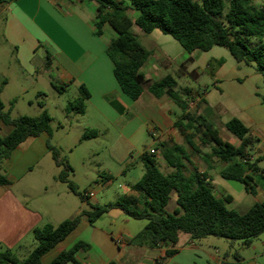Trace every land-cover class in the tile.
I'll return each mask as SVG.
<instances>
[{
	"label": "crops",
	"instance_id": "crops-1",
	"mask_svg": "<svg viewBox=\"0 0 264 264\" xmlns=\"http://www.w3.org/2000/svg\"><path fill=\"white\" fill-rule=\"evenodd\" d=\"M96 15L97 4L87 0H16L0 5L3 38L6 46L13 49L15 64L20 69V73L13 76L0 72L2 101L5 109L8 104L7 111L13 117H37L41 114L39 102L46 101L48 97V92L42 89L43 83L53 92H65L73 87L78 92L77 98L82 95L83 87L88 93L85 113L78 115L81 119H76L74 116L77 114L69 113L66 106L63 111L67 121L58 122L57 130H66L71 124L68 120L73 119L78 122L81 137L87 131L97 133L96 137L85 141L110 137L112 155L120 164L127 162L129 156L135 153L142 159L147 148L140 152L137 139L145 133L154 141L153 148L147 151L161 155L160 144L184 145V138L175 126L183 115L182 111L179 113L176 104L167 96L158 98L150 90L154 83L171 75L179 87L189 88L196 97L197 113L204 112L209 106L214 110V120L221 119L225 114L238 118L260 139L259 145H264V136L259 137L264 126L262 109L251 98L245 103L241 90L246 82L262 76L254 66L237 63L227 49L219 46L207 52L188 53L170 35L158 30L146 34L133 26V34L151 52V56L140 70L143 93L138 100L131 101L121 91L114 76V63L107 54V47L117 34L106 24L103 35L97 36ZM42 50L45 58L41 55ZM204 76L211 79V88L203 84ZM251 93L258 95L256 90ZM41 94L45 96L40 98ZM200 100L206 104L199 105ZM22 104L27 112L20 113L19 109H24ZM53 121L52 117V124ZM52 124L51 137L44 132L38 137L28 138L12 152L4 166L9 185H0V252L9 250L20 260L25 259L34 248L33 231L36 228L46 224L57 226L83 211H93V192H84L93 196L81 201L80 205H71L69 196L73 193L58 185L61 184L57 180L61 168L48 150V141L61 151L63 148L56 140ZM10 130L0 122L1 136L7 135ZM239 143L238 140L233 145L238 146ZM261 156L264 155L253 154L252 161ZM189 158L190 162L185 161L186 169L188 164H194L193 157ZM158 166L167 168L165 173L172 172L166 163ZM225 167L226 164L215 161L209 169L202 161L193 166L191 172L196 169L204 174L217 198L224 200L230 197V201L225 202L229 208L234 198L218 193L216 180L212 177V171L217 169L221 178L218 183L230 186L226 181L231 180L222 178L220 174ZM254 178L256 195L248 193L240 183L242 188L239 192L245 194L244 201L251 205L249 210L257 203L264 204V176L254 175ZM103 180L108 183L112 176L108 175ZM111 214V211L105 214L109 217L105 225L99 223L104 215L93 225L83 219L68 238L43 257V264H49L59 253L79 241L91 246L89 250L77 253L76 258L81 264H220L224 255L231 254L225 250L223 241L213 239L216 237L194 241L187 234L180 235L175 247L132 245L130 240L147 223H135L130 227L129 221L122 215ZM256 240L251 246H244L254 255L243 258L239 253L243 258L241 264H264V251L256 253ZM261 243L264 245L263 240ZM172 249L176 253L168 257L167 253Z\"/></svg>",
	"mask_w": 264,
	"mask_h": 264
},
{
	"label": "trees",
	"instance_id": "trees-1",
	"mask_svg": "<svg viewBox=\"0 0 264 264\" xmlns=\"http://www.w3.org/2000/svg\"><path fill=\"white\" fill-rule=\"evenodd\" d=\"M13 1L16 0H0V5ZM87 1L97 4L96 35H103L106 24L117 34L108 45L107 54L114 63V76L121 91L131 101L138 100L143 93L140 70L151 56V52L133 34V26L146 34L158 30L170 35L188 53L207 52L215 46L223 47L237 63L254 66L264 79V6L257 7L252 0ZM129 11L136 12L137 17L133 19ZM2 90L3 86H0V122L11 129L7 135H0V185L6 186L9 180L4 166L12 152L30 137H38L44 132L51 137L53 130L52 117L44 100L39 102L42 109L39 116L13 117L5 109ZM150 90L158 98L167 96L183 113L175 126L184 138V145L160 144L161 156L172 172H163L158 166L156 154L145 150L142 155L144 173L128 193L104 206L92 205L93 211H83L57 226L46 224L36 228L33 231L35 245L28 256L20 260L6 250L0 252V264H43V257L68 238L83 219L93 225L115 209L123 211L133 220L147 221L146 226L130 240L132 245L140 247H175L181 234L189 235L194 241L216 237L231 242L241 241L249 247L264 235V204L257 203L248 212L240 214L226 206L225 202H229L230 197L222 200L215 196L214 188L204 174L196 169L189 175L185 172V161L190 162L189 147L209 169H212L215 161L226 164L220 173L222 178L239 182L248 193L256 195L254 175L264 176V170L259 166L264 156L255 161H252V157L260 139L241 120L233 117L225 126L240 143L235 146L224 141L214 120V110L207 106L202 113L191 112L190 103L196 97L189 88L179 87L171 75L154 83ZM81 94L68 103L66 110L69 113H85L88 93L83 87ZM44 96L41 94L39 97ZM261 98L264 103V95ZM201 104L206 103L200 100ZM96 136V132L87 131L82 141ZM197 136L199 144L195 140ZM207 148L209 151H204ZM48 150L61 168L57 180L66 184L70 192L84 202L85 193L79 192L71 180L73 168L62 151L50 140ZM172 193L176 194L179 209L169 214L166 207ZM90 247V244L79 241L59 253L49 264H81L76 258L77 253L87 251ZM175 253L176 250L172 249L167 256L171 257ZM242 261L243 258L235 252L224 255L220 264H241Z\"/></svg>",
	"mask_w": 264,
	"mask_h": 264
},
{
	"label": "rangeland",
	"instance_id": "rangeland-1",
	"mask_svg": "<svg viewBox=\"0 0 264 264\" xmlns=\"http://www.w3.org/2000/svg\"><path fill=\"white\" fill-rule=\"evenodd\" d=\"M125 1L129 3V0H118ZM253 4L257 7L264 6V0H252ZM130 16L135 19L137 17V13L134 11H129ZM3 21L0 20V72L4 75L13 76L20 73V69L15 64V55L13 49H9L3 38ZM135 30H139L137 26H134ZM44 46V45H43ZM47 49V48H46ZM49 50V49H47ZM50 51V50H49ZM41 55L45 58L43 54V50L41 51ZM261 75V74H260ZM43 82V80H41ZM203 84L211 88V79L208 76H204L202 80ZM42 89L48 92V97L45 101L46 108L50 111L51 117L54 118L53 127L57 126L58 122H66V114L63 109L67 106L69 102H73L78 97V92L75 88H69L65 92H53L51 91L45 83L42 84ZM244 92V102H247V99L251 98L252 101L256 102V106L262 109V118L264 119V103L262 102L261 96L264 95V79L260 76L259 79L249 80L244 84L241 89ZM256 90L258 93L257 96H254L251 92ZM251 93V94H250ZM190 105L191 112L197 111L196 102L192 101ZM24 109H19L20 113L27 112V108L24 104ZM246 105V104H245ZM21 107V106H20ZM8 104L6 103V110L8 109ZM29 110V109H28ZM177 111L181 113V110L177 108ZM15 116L16 113H13ZM76 119L79 118L78 115H75ZM230 115L225 114L221 119H215L216 126L219 130L220 136L224 141L230 142L232 144H236L238 139L232 135L226 128V123L230 120ZM70 125L68 124V128L66 130H57L56 132V140L62 146V155L66 157L68 162L72 165L74 169V173L71 175V180L78 187L79 192H93L94 197L91 200L92 205L104 206L109 202H114L117 198L124 193L128 192L132 186H134L142 177L144 173V163L140 157L133 154L129 156V159L124 164H120L116 161L112 155V140L110 137L101 136L98 140L91 141H82L81 142V131L76 120H68ZM264 121V120H263ZM3 132L0 131V135ZM264 134V126L260 130L259 137L263 138ZM196 142L199 144L200 140L197 136L195 138ZM153 139L148 136L147 133L142 137L137 139V146L140 149V152L147 148L150 151L153 148ZM187 151L189 156L193 157V165L188 164L186 169V174L193 170V166L196 164H200L202 159L194 154L191 148L187 147ZM204 151H209V148ZM255 155H264V145H257L253 151ZM156 160L159 165L165 164L166 162L163 160L161 155H156ZM260 166L264 168V161L260 163ZM163 172H168L167 168H160ZM111 175L112 180L108 183L104 182V178L106 176ZM212 177L216 180L215 189L218 193L223 194L224 196H232L234 198V203L228 205L229 208L235 210L240 213H245L249 210L251 205H248L246 201H244L245 194H241L239 192L242 185L240 183L234 181H226L230 186L224 185L222 183H218V179L221 180L218 176L217 169L212 171ZM62 185L64 189H68L65 184ZM239 187V188H238ZM69 202L71 205L81 204V199L74 195L70 194ZM179 209L176 203V194L172 193L170 201L166 207V212L169 214H174L175 211ZM111 215L119 214L122 215L124 219L129 221V226L136 225L135 223H147L146 220H133L126 216L120 210H111ZM109 217L104 215L99 223L107 224ZM122 226V225H121ZM213 238V237H212ZM225 243V250L234 254L238 252L244 258V256H251L255 253L252 250L244 249V245L241 241L231 242L230 240L224 238H213ZM261 240L264 241V235H261L259 240H256L255 245L258 247L259 253L264 251V245L261 243ZM24 260V259H22Z\"/></svg>",
	"mask_w": 264,
	"mask_h": 264
},
{
	"label": "built area",
	"instance_id": "built-area-1",
	"mask_svg": "<svg viewBox=\"0 0 264 264\" xmlns=\"http://www.w3.org/2000/svg\"><path fill=\"white\" fill-rule=\"evenodd\" d=\"M151 153H155V151H151ZM91 196H93L92 194H86L85 197L88 199L90 198Z\"/></svg>",
	"mask_w": 264,
	"mask_h": 264
}]
</instances>
